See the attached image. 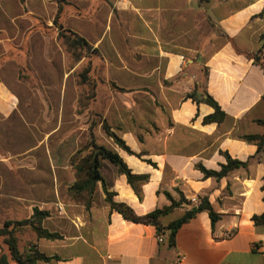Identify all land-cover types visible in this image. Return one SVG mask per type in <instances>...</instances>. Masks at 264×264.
<instances>
[{"label":"crops","instance_id":"0c3cea01","mask_svg":"<svg viewBox=\"0 0 264 264\" xmlns=\"http://www.w3.org/2000/svg\"><path fill=\"white\" fill-rule=\"evenodd\" d=\"M48 1L0 0V229L31 219L35 209L48 212L43 228L58 239L39 238L27 226L15 229L21 253L33 246L50 258L37 264H264V226L252 221L264 213L263 157L243 139L264 135L257 123L264 120V0L64 6L59 23L97 49L88 59L95 74L102 67L104 83L94 86L97 94L84 112V61L69 67L54 25L59 6ZM207 96L225 113L221 124L203 123L215 112L203 102ZM94 114L134 155L101 126L94 130L98 144L106 135L113 145L105 147L133 174L148 177L137 194L103 160L101 173L116 203L145 216L170 205L166 193L178 201V190L190 202L208 197L222 219L213 227L208 213H197L170 245L167 233L159 236L154 226L112 211L101 184L90 207L74 204L70 159L87 144ZM222 153L250 164L219 183L205 179L197 165L219 171ZM193 205L183 204L162 225ZM6 252L0 237V255Z\"/></svg>","mask_w":264,"mask_h":264},{"label":"trees","instance_id":"16d2710c","mask_svg":"<svg viewBox=\"0 0 264 264\" xmlns=\"http://www.w3.org/2000/svg\"><path fill=\"white\" fill-rule=\"evenodd\" d=\"M21 3H25L26 0H20ZM60 3L64 2L59 0ZM63 12V7L60 6L56 19L54 20V25L58 27L60 35L65 42V45L71 52L73 60L75 63H78L82 60L83 54H86L85 57H89L92 54H97V49H94L88 41L80 36L79 34L66 30L58 22L61 18ZM76 51H79L77 53ZM92 64H89L87 69L84 70L82 78L84 82H88L91 78ZM122 90V89H121ZM203 102H206L214 109L212 115L207 116L203 123L204 124H221L225 120V113L222 111L221 107L214 101L210 96H207ZM88 106L81 108L80 112L87 111ZM99 120H93L88 135V142L85 146L79 149L71 157L70 163L76 171V182L69 189L68 195L71 201L74 204L84 205L90 207L94 202V196L98 184H101L103 191L106 195V203L110 206L111 210L118 212L123 216V218L129 222L137 224H145L154 226L157 229L158 235L168 234V241L170 245L175 244L177 231L185 225L189 220H191L197 213L206 212L208 213L213 227L218 223L222 216L217 214L208 197L200 198L199 206H191L192 208L189 211H186L182 216L168 225H162V219L169 217L176 210L182 207L183 204L192 205L188 201L182 192L176 190L180 196V199L175 200L171 194L166 193V196L170 202L169 206H166L162 209H157L145 216H137L133 209L125 203H116L113 198L114 193L109 192L106 181L101 173L103 160H106L118 168V172L121 175L126 176L129 186L138 194V184L147 181V176L135 175L129 169L127 164L121 158V156L103 145L98 144L94 129L97 126H101L104 133L110 137L114 143L123 151L130 155H134L131 149L127 146L125 141H123L112 129L111 125L105 120L102 115L96 116ZM257 123L264 126V120H258ZM243 139L249 144L256 145L258 147V155L263 157L264 164V135H248L244 136ZM226 159V163L220 165V170H208L202 165H197V169L203 174L205 179H214L218 183L229 176L232 172L240 169L247 168L250 164V161L241 162L235 159H232L231 156L227 153H222ZM264 181V177H263ZM264 192V185L262 187ZM49 217L48 212L40 211L39 209L34 210V214L29 220L18 221V222H7L3 228L0 229V237L3 238L4 246L7 250L6 253L0 255V264H10V261H15L17 264H37L39 261L49 262L50 258L38 252L33 246L30 248L29 252L21 253L18 249L17 238L15 235V229L21 227H30L39 238L46 239H58L59 235L50 233L49 231L43 228V222L46 218ZM252 221L256 226H264V213L261 215H255L252 218Z\"/></svg>","mask_w":264,"mask_h":264},{"label":"rangeland","instance_id":"374dc122","mask_svg":"<svg viewBox=\"0 0 264 264\" xmlns=\"http://www.w3.org/2000/svg\"><path fill=\"white\" fill-rule=\"evenodd\" d=\"M64 2L60 3L59 0H49L48 3L49 5H52V4H56L58 5L59 7L62 6L64 8V6H70V7H79V4L82 5V4H87L88 3V0H63ZM49 16L52 17L53 14L52 12H49ZM57 16V15H56ZM56 19V17H55ZM54 19V20H55ZM59 22V21H58ZM56 27V26H55ZM58 28V27H57ZM59 30V29H58ZM68 30V29H67ZM59 35H60V31H59ZM58 40L60 41L61 43V46L63 48V51L68 55V57L70 58L69 60V67H71V65H74L75 64V61L73 60V56L71 54V52L69 51V49L67 48V46L65 45V42H64V39L61 37V36H58ZM77 53H79V51H76ZM98 54V53H97ZM93 55H96V54H92L90 55L89 57H85L86 54H83L82 56V60L81 61H84L83 64H81V68H80V72H79V83L81 84L82 87H84V89L81 88V93H80V96H81V108H85V106H88L87 103L93 99L95 97V95L97 94L96 91L94 92V86H96V84L98 82L100 83H104V80L101 77V74H102V67H96V72H98V74H95V67H94V62L93 61H90L92 56ZM90 59V60H88ZM89 64H92V71H91V78L88 82H84L83 81V78H82V74L84 73V70L87 69V67L89 66ZM88 87V88H86ZM97 87V86H96ZM89 89V90H87ZM89 107V106H88ZM89 110V109H88ZM98 114H94V119H96V121H98L99 119L96 117ZM86 120L84 121H81L80 123V128H81V131L82 129L84 128V126L86 125ZM83 127V128H82ZM99 128V127H98ZM101 128V127H100ZM102 129V128H101ZM95 130V129H94ZM99 131V129H98ZM99 143L100 144H103L104 146H107V147H111L113 145V142L112 140H109L108 137L105 135L103 137H99ZM192 204H194L193 202H191ZM175 217V216H174ZM173 218V217H172Z\"/></svg>","mask_w":264,"mask_h":264},{"label":"built area","instance_id":"2783aa9c","mask_svg":"<svg viewBox=\"0 0 264 264\" xmlns=\"http://www.w3.org/2000/svg\"><path fill=\"white\" fill-rule=\"evenodd\" d=\"M132 1H135V0H117V2H118L119 5H120V4H125V3H130V2H132ZM192 202H193L194 205H196V206H199V205H200V199H198V198H194V199H192ZM59 210L61 211L62 208L59 207ZM159 241L162 242V241H163V237H159Z\"/></svg>","mask_w":264,"mask_h":264}]
</instances>
